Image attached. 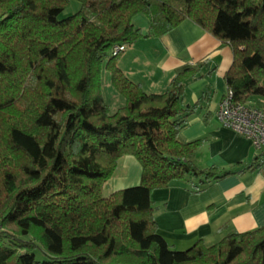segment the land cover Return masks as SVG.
I'll list each match as a JSON object with an SVG mask.
<instances>
[{
    "label": "trees",
    "instance_id": "obj_1",
    "mask_svg": "<svg viewBox=\"0 0 264 264\" xmlns=\"http://www.w3.org/2000/svg\"><path fill=\"white\" fill-rule=\"evenodd\" d=\"M0 0V264H264V225L206 245L171 248L157 233L150 194L183 181L200 193L264 166L198 168L200 139L183 142L206 97L182 105L202 62L148 93L110 55L114 44L161 37L189 18L227 42L232 100L264 98V0ZM145 14L148 31L133 24ZM125 104L111 112L101 69ZM123 155L141 166L137 185L103 195Z\"/></svg>",
    "mask_w": 264,
    "mask_h": 264
},
{
    "label": "crops",
    "instance_id": "obj_2",
    "mask_svg": "<svg viewBox=\"0 0 264 264\" xmlns=\"http://www.w3.org/2000/svg\"><path fill=\"white\" fill-rule=\"evenodd\" d=\"M137 14L135 27L148 31L147 17ZM233 60V50L193 20H182L161 37L139 38L127 45L117 57V65L132 81L148 93H163L177 73L198 62L203 63L199 77L185 84L182 105L193 104L201 94V107L180 130L179 139L202 142L191 157L198 168H230L254 158L251 141L223 126L218 117L219 103L227 91L225 73ZM101 92L111 112L125 104L114 89L110 72L102 66ZM248 104L264 109V98L252 97ZM141 166L132 155L119 158L113 175L103 186V195L137 185ZM157 233L171 248L183 250L202 239L206 245L219 241L228 232H246L264 225V166L253 172L230 175L192 193L183 181L151 191Z\"/></svg>",
    "mask_w": 264,
    "mask_h": 264
},
{
    "label": "built area",
    "instance_id": "obj_3",
    "mask_svg": "<svg viewBox=\"0 0 264 264\" xmlns=\"http://www.w3.org/2000/svg\"><path fill=\"white\" fill-rule=\"evenodd\" d=\"M127 44H114L110 55L124 52ZM220 123L248 138L253 146L254 157L264 161V109L250 104H239L232 100V92L227 89L217 111Z\"/></svg>",
    "mask_w": 264,
    "mask_h": 264
},
{
    "label": "rangeland",
    "instance_id": "obj_4",
    "mask_svg": "<svg viewBox=\"0 0 264 264\" xmlns=\"http://www.w3.org/2000/svg\"><path fill=\"white\" fill-rule=\"evenodd\" d=\"M77 8H78V3L75 2V0H72L70 4L67 6V8L61 14H59V18H64L74 13L77 10ZM140 15H141L140 17H146V15L142 13ZM105 192L106 191H104V195L106 194Z\"/></svg>",
    "mask_w": 264,
    "mask_h": 264
}]
</instances>
